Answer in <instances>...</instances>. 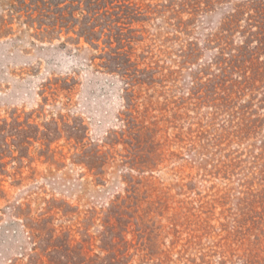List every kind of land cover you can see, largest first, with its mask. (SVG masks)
<instances>
[{
    "label": "rangeland",
    "instance_id": "obj_1",
    "mask_svg": "<svg viewBox=\"0 0 264 264\" xmlns=\"http://www.w3.org/2000/svg\"><path fill=\"white\" fill-rule=\"evenodd\" d=\"M188 1L134 0L127 72L0 35V264L46 263L52 233L63 264H264V96L216 64L241 0Z\"/></svg>",
    "mask_w": 264,
    "mask_h": 264
},
{
    "label": "trees",
    "instance_id": "obj_2",
    "mask_svg": "<svg viewBox=\"0 0 264 264\" xmlns=\"http://www.w3.org/2000/svg\"><path fill=\"white\" fill-rule=\"evenodd\" d=\"M4 1L0 4L1 36L10 34L14 24H20L38 40L64 38L75 44L83 41L96 51H99L102 44V54L98 58L105 61L106 68V64L113 63L116 70L127 72V68L132 66L130 46L133 37L129 35L135 31L131 28L132 24L142 16L141 8L134 0ZM223 1L228 0H205L204 3L218 4ZM196 2L188 1L192 5H196ZM228 8L220 28L221 37L217 38L219 51L216 64L222 71L220 88L225 86L231 100L253 91L258 94L262 92L264 96V0H241ZM234 32L241 39V43L235 46L231 41ZM94 60H91L92 63ZM253 96L254 93H251L250 97ZM260 102L264 106V99ZM37 233L39 230L35 229V240L41 236ZM34 244V257L30 258L28 264H63L60 257L63 256L62 249L54 233L48 236L42 249L47 258L46 263L37 253V241Z\"/></svg>",
    "mask_w": 264,
    "mask_h": 264
}]
</instances>
